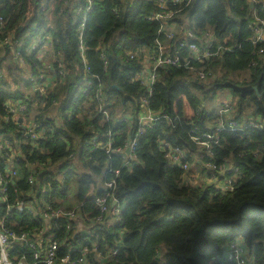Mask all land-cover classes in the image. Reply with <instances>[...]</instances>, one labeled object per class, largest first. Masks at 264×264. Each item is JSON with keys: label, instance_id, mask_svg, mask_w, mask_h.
Returning a JSON list of instances; mask_svg holds the SVG:
<instances>
[{"label": "trees", "instance_id": "obj_1", "mask_svg": "<svg viewBox=\"0 0 264 264\" xmlns=\"http://www.w3.org/2000/svg\"><path fill=\"white\" fill-rule=\"evenodd\" d=\"M159 2L0 0V219L28 236L11 243L13 263L42 264L34 251L42 255L54 242L57 263L86 248L84 264H232L223 255L240 239L252 264H264V0H166L175 13L165 24L153 18ZM172 23L180 31L169 36ZM258 31L263 39L254 42ZM168 55L179 63L157 67L148 93L136 78L143 59ZM225 91L229 113L219 110ZM141 97L155 119L137 135ZM243 118L258 127H227ZM206 131L217 133L211 155L191 138ZM107 141L112 149L134 142L132 158L102 148ZM163 143L185 149L189 162L197 153L236 167L231 189L183 183ZM111 179L113 190L105 187ZM107 194L123 202L118 221L94 224L110 217L96 200ZM19 201L64 215L46 221L41 212L18 211Z\"/></svg>", "mask_w": 264, "mask_h": 264}, {"label": "built area", "instance_id": "obj_2", "mask_svg": "<svg viewBox=\"0 0 264 264\" xmlns=\"http://www.w3.org/2000/svg\"><path fill=\"white\" fill-rule=\"evenodd\" d=\"M90 2V1H88ZM175 2H180V0H174ZM86 9H89V5H87ZM175 11L170 10L166 6V0H160L159 2V11L153 15V18L160 20L163 24L167 22V19L169 17H173ZM263 23V21H260ZM174 27V29H171V27ZM168 31L169 36H172V33H178L180 31V26H176L175 23H172L168 28H166ZM185 34L189 39L195 40L196 37L188 30H185ZM44 39V38H43ZM263 39V35L261 31H258L256 35H254V42L258 40ZM46 40L44 39V46ZM186 44V43H185ZM188 48L191 52L196 54V57H201L199 53V47L196 43H187ZM82 47V46H81ZM162 47L159 46V50H161ZM41 51V50H40ZM39 51V52H40ZM163 51V50H161ZM259 52H264V48H261ZM84 57V54H82ZM84 59V58H83ZM15 60L17 58L15 57ZM179 63L178 57H170L165 56H151L146 57L143 59V69L140 73L136 74V78L140 79L142 84H144L147 87V92L151 93V86L155 80V72L154 70L157 67L165 66V65H177ZM2 74L0 73V76ZM198 76L200 79H204L203 73H198ZM38 88V87H35ZM42 89V88H41ZM39 88L41 92H44ZM142 101V107L143 109L138 114V122L140 124L137 135H140L142 132H144L145 127H150L155 119V116L153 113L147 108V101L145 98L141 97ZM229 101H222L221 107L219 108L221 113H229L231 111V106L228 103ZM20 109H23L21 107ZM14 111L16 109L14 108ZM18 121V120H17ZM20 122V121H18ZM23 122V121H21ZM24 123V122H23ZM30 122L24 123L25 127H28L26 130V134L30 136H35L34 127L33 125H29ZM259 122L255 121L253 118H243L242 121H228V128L237 131L242 130L245 128H255L258 127ZM222 128V123L220 127H217V130ZM192 140L201 148L206 150V153L208 155H211L210 147L212 143L216 142L217 140V133H211L209 131L198 133L196 132L191 136ZM134 142L125 145V147H117L112 149L111 141H107L104 145L101 147L106 150H112L117 153L124 152L123 158L126 160L125 162H128L127 159L132 158V151L134 148ZM162 149H168L166 151L165 156L168 159V162L170 165L173 166H179L182 170L181 174V180L183 183L189 184L191 186L195 185H202L203 183L206 185H212L213 183L220 182L221 185H216L217 188H220L221 190H228L231 189V184H233V181L235 180V173L237 172V168L233 165L223 164L220 166H216L215 164L211 162H205L203 160H200V157L197 153H193L192 161H188L189 156L187 155L185 149L180 148L178 146L171 147L167 143H163ZM12 150V149H10ZM3 152V144L0 143V156ZM188 156V157H187ZM12 157V155H11ZM127 158V159H126ZM9 175L14 174V172H7ZM202 176V182L197 183L198 179ZM206 178H210L212 180V183L207 182ZM5 182H6V175H3V173L0 172V202L5 201L4 193H5ZM114 180L111 179L108 182L105 183V187L107 189L113 190L114 188ZM43 192H46L45 188H43ZM108 196H111V205L110 207L106 206V199ZM44 198V197H43ZM100 209L102 212L108 213L110 217L107 219H104L102 215H98L94 217V224L96 223H102L105 221L106 224H111L118 221V214L121 211L123 207V202L120 199H117L113 197L110 194H107L103 197H97L96 198ZM15 208L18 211H27L31 213L32 215H36L39 212L43 213L42 216L46 221H48L51 218L60 217L64 215L63 211L61 209H55L51 210L49 205L46 204L45 208L43 210H40L39 207H36L32 203H23V202H16ZM70 216H73V213H70ZM44 230H40L36 234L43 233ZM28 236L26 233H21L20 235H16L13 232L7 231L3 226V221L0 219V264H26L22 258L20 260H17L16 263H13L12 259L8 256V249L13 241H22L25 242L27 240ZM32 248H35L33 244L30 245ZM55 251H56V244L54 242H51L49 247H47L46 250H44V253L40 255L38 251H34V259L37 263L42 264H84L85 255L88 251V249L83 248L82 254L80 257H78L75 260H71L68 256L67 257H61L59 258V263L55 260ZM224 261L226 263H232V264H252V260L249 256H247L246 251L243 250L242 242L240 239H237L236 241L230 243L228 245V248L226 249L224 255H223Z\"/></svg>", "mask_w": 264, "mask_h": 264}, {"label": "rangeland", "instance_id": "obj_3", "mask_svg": "<svg viewBox=\"0 0 264 264\" xmlns=\"http://www.w3.org/2000/svg\"><path fill=\"white\" fill-rule=\"evenodd\" d=\"M183 17H184V16H183ZM185 17H186V16H185ZM185 17H184V18H185ZM184 25L187 26L188 23L185 22ZM44 39L46 40L45 45L48 46V45H49V38H48L47 36H45ZM37 57H39V58L43 61V67H48V68H50V67H49V63H48V61L45 59V58H49V59L51 58V56H50L49 54H45V52H43V51L41 50V51L39 52V55H37ZM37 87H38V88H34V90H35L36 92L38 91L39 93H44V92H41V91L39 90V88H40L39 86H37ZM40 89H41V88H40ZM41 90L43 91V88H42ZM223 94H224V92H223ZM223 94H222V95H223ZM219 97H221V96H219ZM189 108H190V107L188 106V110H190ZM116 110H117L116 113L119 115L121 112H119L118 109H116ZM16 114H17V113L15 112L14 117L16 116ZM117 114H116V115H117ZM57 167H58V164H54V165H52V167H51V171H53V172L56 171V170H57ZM64 171H65V169L62 170V172H64ZM202 179H203V178H202V176H201V177L198 179V182H197V183H201V182H202ZM97 181H100V177H99V179H98ZM206 181L212 183V180H211L210 178H206ZM203 184H204V183H203ZM213 184H216V185H219V186L221 185L220 182L213 183ZM204 186H207V185H204ZM70 198H72V195H70Z\"/></svg>", "mask_w": 264, "mask_h": 264}, {"label": "crops", "instance_id": "obj_4", "mask_svg": "<svg viewBox=\"0 0 264 264\" xmlns=\"http://www.w3.org/2000/svg\"><path fill=\"white\" fill-rule=\"evenodd\" d=\"M171 29H174V27L172 26L171 27ZM14 61H15V57H14V59H13ZM223 94V93H222ZM221 94V102L224 100V101H230L231 99H232V97H231V95H230V93L229 92H227V91H225L224 92V94L222 95ZM185 100V99H184ZM185 103H186V101H185ZM185 108H186V104H185ZM17 120L18 121H24V123H28L29 121H26L23 117H21V116H18L17 117Z\"/></svg>", "mask_w": 264, "mask_h": 264}, {"label": "water", "instance_id": "obj_5", "mask_svg": "<svg viewBox=\"0 0 264 264\" xmlns=\"http://www.w3.org/2000/svg\"><path fill=\"white\" fill-rule=\"evenodd\" d=\"M253 5V3L251 2V6Z\"/></svg>", "mask_w": 264, "mask_h": 264}]
</instances>
